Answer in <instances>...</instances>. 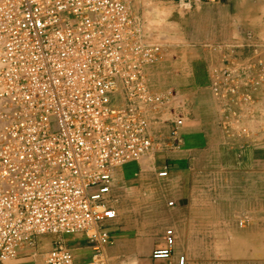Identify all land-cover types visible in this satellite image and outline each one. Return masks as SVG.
<instances>
[{
  "label": "built area",
  "instance_id": "2783aa9c",
  "mask_svg": "<svg viewBox=\"0 0 264 264\" xmlns=\"http://www.w3.org/2000/svg\"><path fill=\"white\" fill-rule=\"evenodd\" d=\"M160 54L128 0H0L1 260L36 235L84 233L97 251L88 264H108L114 175L153 146L148 113L164 96L145 67ZM166 241L155 258L172 255L173 229ZM73 263L61 242L47 253L46 264Z\"/></svg>",
  "mask_w": 264,
  "mask_h": 264
},
{
  "label": "crops",
  "instance_id": "0c3cea01",
  "mask_svg": "<svg viewBox=\"0 0 264 264\" xmlns=\"http://www.w3.org/2000/svg\"><path fill=\"white\" fill-rule=\"evenodd\" d=\"M148 21L151 37H169L157 17ZM257 51L225 52L222 96L212 84L192 82L183 91L181 106L171 109L184 119L179 138L171 135V121L158 138L156 152L161 169L169 171L171 184L160 198L174 205L160 210L168 217L154 233H141L116 219L108 221L106 227L114 240L102 249L108 264H178L183 255L185 264H198L210 261L205 248L264 246V126L257 125L264 119V84L258 75L264 65ZM245 92L253 93V98H240ZM246 120L247 126L242 123ZM157 123L160 117L155 120V131ZM250 220L245 230L252 232L248 234L252 238L240 239V226ZM168 227L175 236L173 253L169 258H155L156 250L167 247ZM59 242L72 251L73 264H88L97 252L95 242L84 233L40 234L32 243L18 246L9 264H44L47 253ZM218 264L256 263L240 262L233 251Z\"/></svg>",
  "mask_w": 264,
  "mask_h": 264
},
{
  "label": "rangeland",
  "instance_id": "374dc122",
  "mask_svg": "<svg viewBox=\"0 0 264 264\" xmlns=\"http://www.w3.org/2000/svg\"><path fill=\"white\" fill-rule=\"evenodd\" d=\"M128 5L142 40L161 45L160 56L145 67V79L150 91L162 94L166 102L148 113L152 148L137 162L116 171L110 205L118 211L116 222L126 223L141 233H154L168 217L160 210L172 207L170 200L164 203L160 198L162 192L170 190L171 184L168 176L159 175L161 156L156 154L160 148L158 138L168 130L171 121L172 131L176 121L182 118L171 109L181 106V94L192 82L220 86L228 62L225 52L257 49L264 65V0H128ZM148 17H157L169 37H151L147 31ZM258 75L259 83L264 84L262 67ZM216 93L222 96L219 91ZM242 97L251 100L253 93L245 92ZM158 117L160 123H157L156 132L154 123ZM242 123L247 126L249 120ZM257 125L264 126V119ZM251 223L240 226V239L252 238L248 235L252 232L245 230ZM205 250H208L205 258L208 256L210 261L198 264H218L233 255V251L242 263L264 264L263 245L209 247ZM46 258L47 255L44 264ZM13 259L0 260V264H9Z\"/></svg>",
  "mask_w": 264,
  "mask_h": 264
},
{
  "label": "bare ground",
  "instance_id": "6f19581e",
  "mask_svg": "<svg viewBox=\"0 0 264 264\" xmlns=\"http://www.w3.org/2000/svg\"><path fill=\"white\" fill-rule=\"evenodd\" d=\"M148 30H152V25H150V26L148 27ZM120 95H121V93H120V94L118 93L116 97L118 98V97H120ZM121 100H122V99H121ZM0 260H1V259H0Z\"/></svg>",
  "mask_w": 264,
  "mask_h": 264
}]
</instances>
